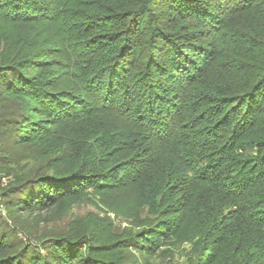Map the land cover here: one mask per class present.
<instances>
[{
  "label": "trees",
  "instance_id": "obj_1",
  "mask_svg": "<svg viewBox=\"0 0 264 264\" xmlns=\"http://www.w3.org/2000/svg\"><path fill=\"white\" fill-rule=\"evenodd\" d=\"M0 96L18 109L3 133L46 169L0 186L13 218L100 207L93 193L139 228L90 212L39 239L2 222L0 264L186 241L195 264H264V0H0Z\"/></svg>",
  "mask_w": 264,
  "mask_h": 264
},
{
  "label": "rangeland",
  "instance_id": "obj_2",
  "mask_svg": "<svg viewBox=\"0 0 264 264\" xmlns=\"http://www.w3.org/2000/svg\"><path fill=\"white\" fill-rule=\"evenodd\" d=\"M18 113L16 105L8 99L0 96V157L4 156V150L9 156L8 159L0 158V186L6 187L17 184L21 179L34 175L38 169L46 170L45 161L39 155V148L33 144L14 145L10 135L3 131L6 128V118H11ZM5 120V121H4ZM3 135V136H2ZM22 181V180H21ZM22 181V182H23ZM13 190V189H12ZM135 188H127L117 193L113 199H109L116 206L117 204L131 202L135 199ZM89 198L100 205L97 207L88 200H75L69 203L62 202L52 210L35 211L29 218L16 219L8 212L4 203L0 202V223L5 222L17 230L19 235H29L32 238L51 234H62L72 221L87 216L90 212H97L113 223L116 232H136L139 228L132 225L131 221L123 215H116L112 209L102 208L101 201L95 194L91 193ZM3 202V201H2ZM104 206V205H103ZM22 218V217H21ZM7 228V227H4ZM7 232L12 235L8 227ZM136 256V258H135ZM196 256L190 242H183L177 245H163L152 255H143L136 251H127L126 260L123 264H195Z\"/></svg>",
  "mask_w": 264,
  "mask_h": 264
}]
</instances>
